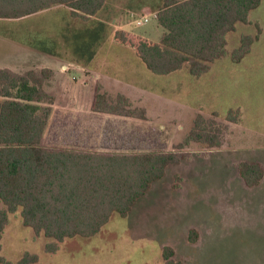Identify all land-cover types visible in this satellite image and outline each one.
Here are the masks:
<instances>
[{
  "label": "rangeland",
  "instance_id": "374dc122",
  "mask_svg": "<svg viewBox=\"0 0 264 264\" xmlns=\"http://www.w3.org/2000/svg\"><path fill=\"white\" fill-rule=\"evenodd\" d=\"M163 1L107 0L88 20L61 6L0 20V69L55 72L46 81L55 101L42 147L175 152L181 159L127 217L114 214L96 236L66 240L55 253L46 252L53 239L25 227L21 211L9 214L0 257L10 264L25 253L36 254L38 264H164L165 247L184 264H264V179L248 188L238 171L243 162L264 168V0L248 24H237L226 36L227 56L199 77L187 68L156 75L114 40L116 31L125 30L158 42L164 31L156 12ZM143 17L150 22L137 26ZM246 36L253 39L250 53L236 62L232 53ZM119 83L136 92L126 110L145 113V119L111 115L90 121L82 114L96 88L118 102ZM201 117L204 126L222 132L220 147L188 139ZM77 131L88 135L85 146H77ZM0 208L5 209L1 200ZM194 229L198 237L192 243Z\"/></svg>",
  "mask_w": 264,
  "mask_h": 264
},
{
  "label": "trees",
  "instance_id": "16d2710c",
  "mask_svg": "<svg viewBox=\"0 0 264 264\" xmlns=\"http://www.w3.org/2000/svg\"><path fill=\"white\" fill-rule=\"evenodd\" d=\"M106 1L0 0V20H20L55 6L88 20ZM262 1L164 0L156 12V21L164 31L158 42L125 30L116 31L114 40L156 75L187 68L199 77L227 56L226 36L236 31L237 24H248L250 12ZM252 44L250 36L243 37L241 47L232 53L233 60L240 62ZM52 76L47 69L26 73L0 69V200L5 206L0 208V241L9 214L21 211L25 227L37 236L53 239L46 246L48 253L57 252L59 243L66 240L96 236L114 214L127 217L137 201L165 176L167 168L181 160L175 152L104 153L42 147L50 105L55 101L45 89ZM96 91L95 112L145 119V113L126 110L130 103L125 96L119 95L113 103ZM203 122L202 117L196 121L188 139L220 147L222 132ZM238 171L248 188L258 187L264 179V168L257 162H243ZM197 237L198 231L192 230L190 241L195 243ZM174 257V249L165 247L164 264H184ZM0 262L10 264L2 257ZM38 262L36 254L25 253L17 264Z\"/></svg>",
  "mask_w": 264,
  "mask_h": 264
},
{
  "label": "crops",
  "instance_id": "0c3cea01",
  "mask_svg": "<svg viewBox=\"0 0 264 264\" xmlns=\"http://www.w3.org/2000/svg\"><path fill=\"white\" fill-rule=\"evenodd\" d=\"M48 70H50L51 72H52V74H53V76H54V71L52 70V69H48ZM52 76V77H53ZM120 85V91H121V94L122 95H124L126 98H128L129 99V97H131V96H133V95H136V92H134L133 90H130V89H128L129 87H128V85H124V84H122V83H119ZM46 85H47V83L45 84V89H46ZM128 87V88H127ZM96 90H97V88H96ZM95 90V93H94V96H93V100H92V102H91V104H90V107H89V109L87 110V111H85L86 113H82L83 115H85V114H88V117H90V118H88L87 117V119H92V117L93 118H95L96 116H100V118H101V116H103V117H111V114H105V113H98V112H95L94 111V109H93V102H94V98H95V95H96V91ZM46 91H47V89H46ZM48 92V91H47ZM128 92V93H127ZM49 93V92H48ZM123 93H127L126 95L125 94H123ZM50 94V93H49ZM54 104V103H53ZM80 114V113H79ZM96 118H98L99 119V117H96ZM130 119H134V118H130ZM87 121V120H86ZM85 121V122H86ZM91 121V120H90ZM89 129H90V127H88ZM88 128H86V129H88ZM82 131H86L85 129H83L82 128ZM79 132H81V131H77L76 133H75V138L78 140V142L77 143H79V145H77V146H85V142L88 140V135H83V136H81L80 134H79ZM91 137V136H90ZM97 138V136L95 137V139ZM93 139H94V137H93ZM94 139V140H95ZM101 140H103V137L101 136ZM110 140H111V138H110ZM92 145V144H91ZM65 148H69V147H65ZM70 149H72V148H70ZM81 151V150H80Z\"/></svg>",
  "mask_w": 264,
  "mask_h": 264
},
{
  "label": "built area",
  "instance_id": "2783aa9c",
  "mask_svg": "<svg viewBox=\"0 0 264 264\" xmlns=\"http://www.w3.org/2000/svg\"><path fill=\"white\" fill-rule=\"evenodd\" d=\"M150 20L151 19L149 17H143L142 19H139V20L136 21V25L137 26L145 25V24L149 23Z\"/></svg>",
  "mask_w": 264,
  "mask_h": 264
}]
</instances>
